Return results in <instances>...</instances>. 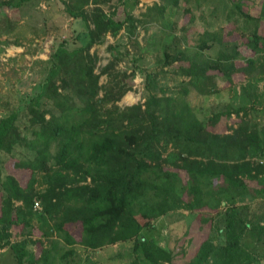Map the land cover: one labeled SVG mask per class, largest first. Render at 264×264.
Instances as JSON below:
<instances>
[{"label": "trees", "instance_id": "16d2710c", "mask_svg": "<svg viewBox=\"0 0 264 264\" xmlns=\"http://www.w3.org/2000/svg\"><path fill=\"white\" fill-rule=\"evenodd\" d=\"M126 1L65 0L66 13L80 28L74 45L61 40L53 47L42 90L25 104L30 134L22 131L18 110L0 119V152L8 156L7 169L13 164V169L29 173L23 182L0 166V249L12 248L19 264H55L61 244L71 249L64 259L73 257L76 245L99 250L134 240L135 252L146 264L169 263L173 253L143 235L153 221L179 209L216 210L226 203L227 244L214 251L206 243V252L223 254L225 262L220 264H253L242 257L240 234L264 228L243 218L236 205L248 195L264 197V129L250 130L241 116L247 115L245 107L200 119L188 99V87L208 95L217 91L216 77L233 84L235 79L264 75V7L254 17L243 1L232 4L247 24L255 25L251 32H241L242 44L228 38L233 30H206L195 49L176 46L163 52L165 65L188 64L180 67L189 82L178 94L168 95L158 76L141 68V55L134 57L147 82L146 100L122 108L118 103L132 89L124 73L116 71L123 47L109 46L113 59L99 74V58L91 50L124 29L135 33L140 20L120 11ZM212 1L187 0L184 12L192 15ZM229 1L219 3L227 9ZM24 2L5 0L0 11L20 8ZM164 2V7L155 6L162 14L168 5L179 8L181 0ZM186 30L182 38L187 43ZM214 47H220L215 57L205 53ZM104 75L108 80L100 84ZM48 103L52 109L45 108ZM235 113L237 128L212 133ZM21 148L28 156L15 154ZM248 156H256L257 162L246 160ZM36 234L52 243L40 258L30 249Z\"/></svg>", "mask_w": 264, "mask_h": 264}, {"label": "rangeland", "instance_id": "374dc122", "mask_svg": "<svg viewBox=\"0 0 264 264\" xmlns=\"http://www.w3.org/2000/svg\"><path fill=\"white\" fill-rule=\"evenodd\" d=\"M3 1L5 0H0ZM186 1L181 0L179 8L166 6L167 9L162 14L155 6L164 7L166 4L164 0H127L120 6V11L123 9L140 20L136 24L135 33L130 35L124 29L117 38L109 35L104 44L92 48L91 53L97 54L99 58L96 68L99 74L113 59L109 46L119 44L123 47L124 55L118 62L116 71L125 74L123 78L132 89L118 103L120 107L133 106L146 100L147 82L135 68L134 57L140 54L141 68L145 72L157 75L160 87L167 91L168 95H175L189 82L188 78L180 75V67L188 64L178 61L172 63V66L165 65L163 52L174 51L176 46L182 49L187 46L195 49L200 35L206 30L226 32L233 30L235 34L229 35L228 38L233 44H242L241 32L246 28L245 32L249 33L255 26L252 23L247 24L239 13L232 10V4L239 0L227 2V9L219 0H213L206 3L202 11L192 15L184 12L188 6ZM241 1L248 14L254 17L261 14L264 0ZM116 2L117 0H114L113 3ZM103 8L107 12L111 10L105 4ZM231 11L233 15L230 19L226 16ZM75 23L76 20L66 13L65 0H26L20 8L12 7L0 11V119L18 110L20 113L18 123L24 134H30L26 127L29 125V119L24 109L25 104L42 90L47 64L56 43L67 40L74 45ZM183 28L187 29L185 33L187 43L182 38ZM176 36L179 42L176 41ZM219 48L214 47L205 53L215 57ZM245 52V56L249 57L247 53L249 51ZM107 80L106 75L102 76L100 84H105ZM215 83L218 85L217 91L208 95H201L199 90L188 87L190 90L188 99L200 119L226 109L233 111L245 107L247 115L241 112V116L249 122L250 130L264 129V75L258 80L235 79L233 84L219 76L216 77ZM161 94L159 92V96ZM52 107L51 103H48L45 108ZM230 118L225 121L226 124L216 127L212 133L220 135L231 133L232 129L238 127L240 120L238 123L236 113ZM30 137L33 138L32 135ZM15 154L18 157L28 156L22 148L17 149ZM236 156L237 154L234 157ZM7 159L8 156L0 152V166L5 169ZM248 159L253 163L257 162L256 156H248L246 160ZM7 172L14 173L23 182L29 175L28 171L13 169V164L8 165ZM187 200H192L188 194ZM236 206L242 208L243 218L251 220L255 226L264 228V197L248 195L246 199L237 201ZM227 207V204L223 203L216 210L206 208L199 211L192 209L171 211L154 220L152 227L146 229L143 235L149 241L173 253L172 261L164 264L224 263L223 254L217 256L214 252H206V243H209L214 251L227 244L223 223ZM258 231L259 229L255 231L243 229L240 234V248L244 253L242 256L244 260H252L253 264H264V229ZM18 239L21 240V237ZM31 240L35 245H31L30 249H33L37 258L41 257L44 249L52 247L51 242L40 239L37 234ZM135 245L134 240L99 250H89L76 245L72 247L75 252L73 257L63 259L61 257L71 249L61 244L57 247L56 253L59 255L55 264H146L135 252ZM0 264H19L12 248L0 249Z\"/></svg>", "mask_w": 264, "mask_h": 264}, {"label": "crops", "instance_id": "0c3cea01", "mask_svg": "<svg viewBox=\"0 0 264 264\" xmlns=\"http://www.w3.org/2000/svg\"><path fill=\"white\" fill-rule=\"evenodd\" d=\"M75 25H76V27H75V31H76L80 28V26L78 25V22H76Z\"/></svg>", "mask_w": 264, "mask_h": 264}, {"label": "built area", "instance_id": "2783aa9c", "mask_svg": "<svg viewBox=\"0 0 264 264\" xmlns=\"http://www.w3.org/2000/svg\"><path fill=\"white\" fill-rule=\"evenodd\" d=\"M35 208H36V209H39V208H40L39 203H36V204H35Z\"/></svg>", "mask_w": 264, "mask_h": 264}]
</instances>
